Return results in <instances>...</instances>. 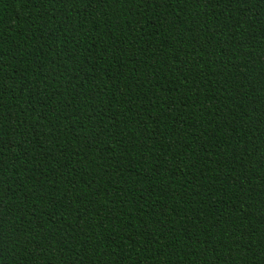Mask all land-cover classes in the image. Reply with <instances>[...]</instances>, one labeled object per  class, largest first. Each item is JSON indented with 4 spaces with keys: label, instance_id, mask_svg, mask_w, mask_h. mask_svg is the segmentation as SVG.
Here are the masks:
<instances>
[{
    "label": "trees",
    "instance_id": "16d2710c",
    "mask_svg": "<svg viewBox=\"0 0 264 264\" xmlns=\"http://www.w3.org/2000/svg\"><path fill=\"white\" fill-rule=\"evenodd\" d=\"M0 264H264V0H0Z\"/></svg>",
    "mask_w": 264,
    "mask_h": 264
}]
</instances>
